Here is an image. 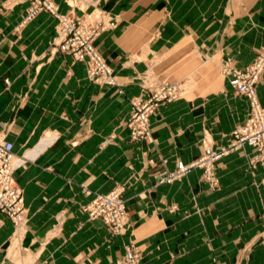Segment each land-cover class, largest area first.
Here are the masks:
<instances>
[{
	"label": "crops",
	"instance_id": "0c3cea01",
	"mask_svg": "<svg viewBox=\"0 0 264 264\" xmlns=\"http://www.w3.org/2000/svg\"><path fill=\"white\" fill-rule=\"evenodd\" d=\"M27 5L0 0V132L28 159L14 172L27 217L20 258L115 264L132 241L140 264H264V169L249 166L251 146L232 144L248 104L219 71L226 61L244 68L264 45V0H101L117 19L95 40L114 85L90 80L84 62L53 48L49 12L20 24ZM148 75L180 83L183 94L151 115V139L133 140L129 100ZM256 93L264 107V75ZM204 143L228 148L216 188L199 167L170 183L157 178L197 159ZM118 184L128 227L113 235L84 208ZM13 229L0 212V264H19Z\"/></svg>",
	"mask_w": 264,
	"mask_h": 264
},
{
	"label": "built area",
	"instance_id": "2783aa9c",
	"mask_svg": "<svg viewBox=\"0 0 264 264\" xmlns=\"http://www.w3.org/2000/svg\"><path fill=\"white\" fill-rule=\"evenodd\" d=\"M28 1L29 6L22 24L30 21L40 11L49 12L57 20L53 48L72 55L77 61L84 62L90 80L98 84H115L112 68L94 45L99 30L105 29L107 24L112 28L116 22L115 17L109 12L97 13V3L100 0H64L71 7L68 13L60 12L54 0ZM89 6L92 7L91 11L85 15L78 16L73 13L75 8L85 9ZM228 72L229 84L237 94L245 97L249 105L244 123L232 132V144L251 146L255 151L251 162L260 163L264 167V107L260 105L256 93V85L264 75V47L257 51L253 61L244 68L229 69ZM181 94L180 84L168 83L148 75L141 83L140 94L130 100L131 111L126 127L131 138H150V116L160 104L172 101ZM224 151L225 149L214 151L206 145L204 154L199 160L190 165H180L171 172L163 171L159 177L163 181L171 182L189 171L191 167L201 166L208 178L213 163ZM23 162V160H15L13 143L0 133V212L7 215L14 226L21 230L26 228V210L22 190L15 184L14 171ZM122 190L121 187H116L107 193H95L85 206L88 217L100 219L112 233H122L128 225L121 198ZM140 259L139 247L129 242L125 246L123 257L116 264H139Z\"/></svg>",
	"mask_w": 264,
	"mask_h": 264
},
{
	"label": "rangeland",
	"instance_id": "374dc122",
	"mask_svg": "<svg viewBox=\"0 0 264 264\" xmlns=\"http://www.w3.org/2000/svg\"><path fill=\"white\" fill-rule=\"evenodd\" d=\"M7 1H10V2H12L13 0H7ZM64 1V0H63ZM101 1V0H100ZM100 1L97 3V7H98V9H97V13H98V11H101L102 13H104V12H109V11H107V10H105V9H103L101 6H100ZM21 2H28V5H27V7L29 6V1L28 0H22ZM54 3H55V5L58 7V5H57V3L55 2V0H54ZM66 5H68L67 3H65ZM27 7H26V9H25V14H26V11H27ZM68 7H69V12L71 11V7L68 5ZM91 6H89L88 8L86 7L85 9H83V8H75L74 10H79L81 13L80 14H75L74 13V10H73V13L75 14V15H78V16H82V15H85L86 13H88V12H90L91 11ZM58 10H59V8H58ZM41 12V11H40ZM47 12V11H46ZM65 13H68V12H65ZM110 13V12H109ZM25 16V15H24ZM114 16V15H113ZM115 17V16H114ZM24 18V17H23ZM115 20H116V22H115V26L117 25V19H116V17H115ZM22 21H23V19L21 20V23L20 24H22ZM115 26H113L112 28H114ZM106 28L105 29H100L99 30V33H98V35H97V37L102 33V32H104V31H106V30H109V29H112V28H110V27H108V24H107V26H105ZM108 27V28H107ZM97 37L95 38V40L97 39ZM95 40H94V45H95ZM95 47H96V45H95ZM262 47H264V45H262V46H260V47H258L257 48V50H256V53H257V51L259 50V49H261ZM96 49H97V47H96ZM60 51V50H59ZM62 52V51H61ZM99 52V51H98ZM63 53H65V52H63ZM67 54V53H66ZM101 55V54H100ZM102 56V55H101ZM255 56H256V54H255ZM103 57V56H102ZM255 58V57H254ZM106 61V60H105ZM253 61V60H252ZM251 61V62H252ZM249 64V63H248ZM226 66V67H225ZM223 67H225V68H223ZM229 69H234V67H232V65H230V63L228 62V61H226V62H222V63H220V65H219V71H220V73L221 74H223V75H227V76H229V78H230V73L228 72V70ZM6 81H7V79H5ZM261 80V79H260ZM167 82V81H166ZM169 83V82H168ZM259 83V82H258ZM177 84H180V83H177ZM181 85V84H180ZM257 86V85H256ZM140 90H141V84H140ZM181 90H182V94H183V86L181 85ZM140 94V93H139ZM138 94V95H139ZM181 94V95H182ZM180 95V96H181ZM137 96V95H136ZM179 96V97H180ZM134 97V96H133ZM179 97H177V98H179ZM132 98V97H131ZM131 98H130V100H131ZM177 98H175V99H177ZM175 99H173V100H175ZM129 100V101H130ZM172 100V101H173ZM247 101V100H246ZM259 101V100H258ZM170 102V101H169ZM164 103H167V102H164ZM164 103H162V104H164ZM130 104H131V102H130ZM162 104H160V105H162ZM247 104H248V102H247ZM159 105V106H160ZM261 105V104H260ZM158 106V107H159ZM262 106V105H261ZM157 107V108H158ZM157 108H156V110H157ZM155 110V111H156ZM154 111V112H155ZM248 111H249V105H248ZM247 115H248V113H247ZM130 117V116H129ZM151 117V116H150ZM247 117V116H246ZM129 119V118H128ZM246 119V118H245ZM128 121V120H127ZM126 121V122H127ZM126 122H125V125H126ZM244 123V122H243ZM242 123V124H243ZM241 124V125H242ZM240 126V125H239ZM238 127V126H237ZM236 127V128H237ZM235 128V129H236ZM150 129H151V122H150ZM234 131V130H233ZM0 133H2V132H0ZM152 133V132H151ZM4 136H5V133L3 132L2 133ZM130 135V134H129ZM131 137V136H130ZM152 137H150V138H148V139H151ZM132 139V138H131ZM133 140H140V139H133ZM145 140H147V139H145ZM206 145H209L211 148H212V150H214V151H220V150H222V149H225L224 147H222V148H220L219 150H215V149H213V147L208 143H204V145H203V152H202V154L197 158V159H195L194 161H192V162H190V163H187V164H178L177 165V167L175 168V169H177L180 165H190L191 163H194V162H196L197 160H199L202 156H203V154H204V149H205V146ZM228 151V148H226L225 149V151H224V153L213 163V165H212V168H211V174H210V176L207 178V176H206V173H205V170H204V168L203 167H201V166H194V167H191L190 169H189V171L191 170V169H193V168H195V167H199V168H202L203 169V172H204V177H205V179H206V182L208 183V185H209V188H211V189H214V188H216L217 186H218V179L216 178V176H215V171H214V169H215V164H216V162L226 153ZM15 153V152H14ZM254 155H255V151H254V149H253V153L249 156V158H248V161H249V166L251 167V168H254L255 166H257V165H260L263 169H264V167H263V165L262 164H260V163H253V162H251L252 161V158L254 157ZM15 160L16 161H19V160H23L24 162L18 167V168H20V167H22L26 162H27V157H25V156H23V155H17L16 153H15ZM17 168V169H18ZM16 169V170H17ZM175 169H173V170H171V171H174ZM163 171H166V172H171V171H167V170H161V171H159V172H157V178L160 180V181H163V180H161V178L159 177V175H160V173L161 172H163ZM189 171H187L186 173H188ZM15 172V171H14ZM186 173H184V174H186ZM184 174H182L179 178H177V179H175V180H178V179H180ZM175 180H173V181H175ZM173 181H171V182H173ZM163 182H166V183H170V182H167V181H163ZM15 184L22 190V188L17 184V182H16V180H15ZM116 187H121L123 190H122V193H121V198H122V200H123V203H124V206H125V211H126V215H127V224H128V211H127V207H126V204H125V200H124V197H123V191H124V186L122 185V184H118V185H116L115 187H113L112 189H114V188H116ZM111 189V190H112ZM22 193H23V191H22ZM95 194V193H94ZM94 196V195H93ZM24 199V198H23ZM92 199V198H91ZM91 201V200H90ZM85 209V208H84ZM25 210H26V208H25ZM86 212V211H85ZM87 213V212H86ZM88 215V214H87ZM26 216V215H25ZM27 218V217H26ZM100 220V219H99ZM26 222H27V219H26ZM14 225V224H13ZM107 226V225H106ZM108 227V226H107ZM127 227H128V225H127ZM109 229V228H108ZM127 229V228H126ZM25 231H26V228H25V230L24 229H17V227H15L14 226V229H13V233H12V238H14V241H15V244H16V249L14 248V250H13V252H12V254H13V256L15 257V258H17L18 259V261H19V264H30V261L28 260V259H25V258H20V257H24L25 256V253H24V251H23V249H22V247L20 246V241H21V239H22V237H23V235H24V233H25ZM109 231L112 233V231L109 229ZM126 231V230H125ZM125 231L124 232H122V233H112L113 235H121V234H123V233H125ZM129 242H132V241H129ZM128 242V243H129ZM127 243V244H128ZM132 243H134V242H132ZM127 244H125L124 245V252H123V254L121 255V257L116 261V263L123 257V255H124V253H125V246L127 245ZM135 244V243H134ZM136 245V244H135ZM136 246H138V245H136ZM140 249V248H139ZM140 252H141V250H140ZM141 257H142V254H141ZM140 261H141V259H140ZM115 263V264H116ZM139 264H140V262H139ZM222 264H239V263H237V262H229V263H222Z\"/></svg>",
	"mask_w": 264,
	"mask_h": 264
}]
</instances>
